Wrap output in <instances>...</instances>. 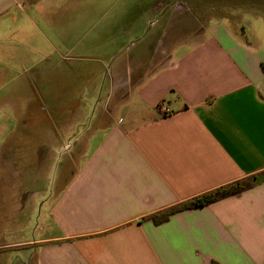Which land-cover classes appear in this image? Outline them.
Wrapping results in <instances>:
<instances>
[{
    "label": "crops",
    "instance_id": "0c3cea01",
    "mask_svg": "<svg viewBox=\"0 0 264 264\" xmlns=\"http://www.w3.org/2000/svg\"><path fill=\"white\" fill-rule=\"evenodd\" d=\"M84 2L0 0V40L19 23ZM179 4L152 5L164 21L148 53L152 59L143 61L135 79L128 70L117 72L122 77L110 85L92 129L84 128L86 115L69 107L38 132L40 175L50 158V167L57 156L65 162L50 196L22 184L13 190L18 210L34 212L37 201L47 209L33 240H19L10 217L0 221V264H264V182L161 225L149 219L264 172V13L253 11L264 0L243 13L253 16L258 33L228 17L190 23ZM28 57L0 47V90L12 64L41 75L39 62ZM24 82L33 87L30 78ZM117 91L123 97L112 106ZM10 98L0 94V105H12ZM9 135L0 124L1 197L10 176ZM23 168L10 166L12 177L19 179ZM21 228L26 232L28 225Z\"/></svg>",
    "mask_w": 264,
    "mask_h": 264
},
{
    "label": "rangeland",
    "instance_id": "374dc122",
    "mask_svg": "<svg viewBox=\"0 0 264 264\" xmlns=\"http://www.w3.org/2000/svg\"><path fill=\"white\" fill-rule=\"evenodd\" d=\"M81 1H85L84 4L62 8L51 18L19 23L0 40L2 50H20L26 57L30 56L28 59L38 61L36 70L41 74L38 76L30 69L26 74V70L12 64L6 86L0 90V94L10 93L12 98V105H0V124L10 134L4 151L10 176L6 180L7 195L0 196V221L10 217L9 224L17 227L19 240L36 239L40 234L38 224L43 220L47 206L37 201L34 212L21 206L22 209L18 210L19 196H12L13 190L22 184L27 191L38 187L50 196L55 189L57 172L65 162L63 156H57L59 160L50 167V158L40 175L42 154L34 152L35 143L40 138L38 132L46 129L49 117L68 113L69 107L76 115H86L84 128L92 129L94 118L101 114L102 104L110 94V85L122 77L117 72L124 71L122 74L126 75L128 70V78L135 79L143 61L152 59L148 53L155 49L153 39L164 27V21L152 10V5L159 0ZM167 1L184 6L182 11L187 13L185 17L190 23H211L216 17H228L234 22H242L248 33L251 25L257 33L260 32L253 16L243 13L248 11L250 3L263 0ZM253 6L254 12L264 13V5ZM169 31L167 27V33ZM158 45V50H163L164 39ZM139 48L141 55L137 54ZM51 61L53 65L50 66ZM26 77L32 81V88L23 86ZM40 81L43 82L41 87ZM122 97L118 91L112 95V106ZM16 162L26 166L19 179L12 177L10 169ZM39 179L42 183L38 182ZM24 224L28 228L21 233L20 226Z\"/></svg>",
    "mask_w": 264,
    "mask_h": 264
},
{
    "label": "trees",
    "instance_id": "16d2710c",
    "mask_svg": "<svg viewBox=\"0 0 264 264\" xmlns=\"http://www.w3.org/2000/svg\"><path fill=\"white\" fill-rule=\"evenodd\" d=\"M262 182H264V172L249 176L212 192L203 194L201 196L184 201L176 206L157 212L149 216V219L152 220L156 225H161L167 222L176 213L209 206L222 199L238 195ZM211 264L221 263L213 260Z\"/></svg>",
    "mask_w": 264,
    "mask_h": 264
},
{
    "label": "built area",
    "instance_id": "2783aa9c",
    "mask_svg": "<svg viewBox=\"0 0 264 264\" xmlns=\"http://www.w3.org/2000/svg\"><path fill=\"white\" fill-rule=\"evenodd\" d=\"M167 112H168V110L163 108V113H164L163 115L167 114Z\"/></svg>",
    "mask_w": 264,
    "mask_h": 264
}]
</instances>
